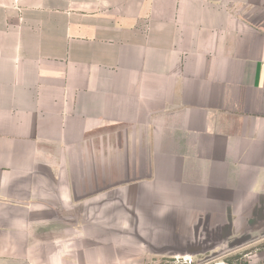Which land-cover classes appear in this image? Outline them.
I'll return each instance as SVG.
<instances>
[{"label":"crops","instance_id":"crops-1","mask_svg":"<svg viewBox=\"0 0 264 264\" xmlns=\"http://www.w3.org/2000/svg\"><path fill=\"white\" fill-rule=\"evenodd\" d=\"M264 264V0H0V264Z\"/></svg>","mask_w":264,"mask_h":264},{"label":"rangeland","instance_id":"rangeland-1","mask_svg":"<svg viewBox=\"0 0 264 264\" xmlns=\"http://www.w3.org/2000/svg\"><path fill=\"white\" fill-rule=\"evenodd\" d=\"M215 260H217L216 257H209L205 262H207L208 264H215ZM228 263H230V264H243V262L240 260L239 255H234V256H231L230 258H228Z\"/></svg>","mask_w":264,"mask_h":264},{"label":"built area","instance_id":"built-area-1","mask_svg":"<svg viewBox=\"0 0 264 264\" xmlns=\"http://www.w3.org/2000/svg\"><path fill=\"white\" fill-rule=\"evenodd\" d=\"M183 263H185V264H192L191 261H189V260H183Z\"/></svg>","mask_w":264,"mask_h":264}]
</instances>
